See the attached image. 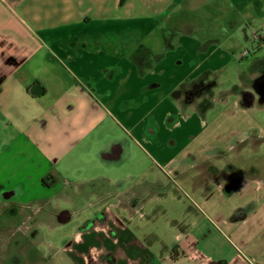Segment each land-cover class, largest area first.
I'll return each instance as SVG.
<instances>
[{"label": "crops", "instance_id": "0c3cea01", "mask_svg": "<svg viewBox=\"0 0 264 264\" xmlns=\"http://www.w3.org/2000/svg\"><path fill=\"white\" fill-rule=\"evenodd\" d=\"M111 1L121 15L0 0L6 212L68 222L50 207L65 191L118 208L81 242L97 264H264V0ZM174 201L182 217L156 218Z\"/></svg>", "mask_w": 264, "mask_h": 264}, {"label": "rangeland", "instance_id": "374dc122", "mask_svg": "<svg viewBox=\"0 0 264 264\" xmlns=\"http://www.w3.org/2000/svg\"><path fill=\"white\" fill-rule=\"evenodd\" d=\"M109 6L110 8L113 6V1L110 0ZM122 13L121 8L110 9L112 15H121ZM200 14L199 12V16ZM173 17L178 21V26L180 19L190 22L194 20L200 25L203 22L196 11L183 12V10H178L174 12ZM70 193L67 194L66 191L65 194L57 193V198L53 199L50 205L54 208V213L64 212L72 215L70 221L62 224L52 217L53 212L50 210L44 212L42 218L36 219V221L35 219L30 220L29 225L26 224V221L22 223L21 220L25 216V212H18L16 216H10L6 212V207H8L6 202L0 201V264H97L100 251L91 247L84 248L81 246V242L89 232L98 236L104 235L106 226L105 221H102L101 218H105V215L111 213L116 214L118 208L95 211L87 206L81 196H74ZM173 193L188 201L189 203L186 202V204L193 207L192 201H195V198L192 196V198H186L177 190ZM76 197L78 198L75 199ZM109 199L115 200L116 198ZM181 202L174 201L171 206L158 207L159 215L156 218L160 217L161 219V215L166 212L173 219H179L187 211V206L183 207ZM175 203H178L180 207L174 206ZM27 212L30 214L29 219L32 214L34 216L38 214L31 210ZM154 213L157 214V212ZM142 230L145 229L142 228ZM159 230L157 228V231ZM97 256L96 260L94 257Z\"/></svg>", "mask_w": 264, "mask_h": 264}, {"label": "trees", "instance_id": "16d2710c", "mask_svg": "<svg viewBox=\"0 0 264 264\" xmlns=\"http://www.w3.org/2000/svg\"><path fill=\"white\" fill-rule=\"evenodd\" d=\"M252 102V94L249 92H242L241 93V97H240V103L243 107H248L251 105ZM42 182L44 183L45 181L42 180Z\"/></svg>", "mask_w": 264, "mask_h": 264}, {"label": "built area", "instance_id": "2783aa9c", "mask_svg": "<svg viewBox=\"0 0 264 264\" xmlns=\"http://www.w3.org/2000/svg\"><path fill=\"white\" fill-rule=\"evenodd\" d=\"M245 54L247 53V52H244Z\"/></svg>", "mask_w": 264, "mask_h": 264}, {"label": "water", "instance_id": "95a60500", "mask_svg": "<svg viewBox=\"0 0 264 264\" xmlns=\"http://www.w3.org/2000/svg\"><path fill=\"white\" fill-rule=\"evenodd\" d=\"M62 219V218H61Z\"/></svg>", "mask_w": 264, "mask_h": 264}]
</instances>
